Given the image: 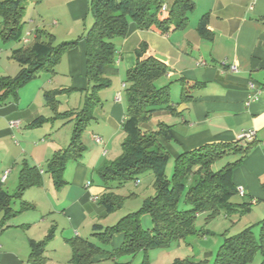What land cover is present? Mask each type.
I'll use <instances>...</instances> for the list:
<instances>
[{"label": "trees", "instance_id": "16d2710c", "mask_svg": "<svg viewBox=\"0 0 264 264\" xmlns=\"http://www.w3.org/2000/svg\"><path fill=\"white\" fill-rule=\"evenodd\" d=\"M164 0H90L93 23L83 36L86 55V96L83 108L75 114L71 139L68 145L57 149L47 159L45 171L50 174L55 186L63 183L62 171L69 160H78L86 147L82 141V131L90 119H94L92 108L100 103L96 92L107 88L110 79L103 73V68L115 62L117 40L123 39L128 25L133 22L137 28L158 29L165 33L187 24V14L194 8L193 0H174L165 10ZM23 0L0 1V37L6 41L20 42V31L24 21ZM165 14L162 15V13ZM161 14V15H160ZM198 31L205 34L206 17H202ZM19 35V36H18ZM78 39L53 45L54 38L44 30H37L35 41L19 45L11 50L10 57L20 69L15 76H0V104L8 98H15L18 89L35 78L41 71L54 72L64 51L72 48ZM134 64L126 70V112L122 122L124 137L120 143V154L113 161L104 162L99 170L104 185V192L98 198L106 213L117 209L124 198L113 192L126 181L137 179L141 173L151 170L154 174V194L147 197L137 211L122 216L115 224L102 227L94 225L90 237L74 236L67 239L71 248L73 264H89L94 256H104L114 264H150L146 252L153 247H164L173 240L184 239L194 234V220L199 213L206 218H213L224 212L229 214L237 208L246 207L247 202L234 203L230 198L236 193L232 182V171L241 163L254 144L253 140L245 145L236 142L205 144L198 148L183 151L174 158L172 178L164 173V166L170 158L159 137H170V127L163 120H157L154 129L142 127L156 111L175 112V105L169 97V83L156 86L155 81L164 76L166 64L148 51V45L142 41L134 49ZM181 84L179 101L188 100L187 83L183 79L174 80ZM171 83V82H170ZM264 87V82H262ZM47 97V94H45ZM53 110L56 108L52 106ZM46 118L39 117L31 124L41 125ZM237 154L239 158L228 162L218 170L212 169V163L221 156ZM41 174L35 165L27 162L19 171L18 185L14 194L0 188V227H7V222L17 213L33 205L20 200V208L11 206L13 197L21 198L24 190L38 185ZM138 181V180H137ZM183 198L190 204L188 209H179L178 203ZM149 214L152 228L143 229L140 215ZM262 242L256 241L249 229L224 238L213 264H246L259 250L264 264V218L260 220ZM54 230V229H53ZM122 234V243L115 248H108L112 236ZM46 236L40 241H30L29 261L42 263V253L46 245ZM143 252L142 259L120 260L124 255L134 256ZM1 264V263H0ZM171 264H208L205 259L175 258Z\"/></svg>", "mask_w": 264, "mask_h": 264}, {"label": "crops", "instance_id": "0c3cea01", "mask_svg": "<svg viewBox=\"0 0 264 264\" xmlns=\"http://www.w3.org/2000/svg\"><path fill=\"white\" fill-rule=\"evenodd\" d=\"M193 1L195 6L192 11L188 12L187 24L184 27L162 33L156 28L142 30L137 28L133 22L129 23L126 36L118 42L115 62L103 68V73L109 77L111 86H109L111 88L109 91L106 88L102 89L105 103L100 102L92 108L94 119L100 121L95 131L92 132V137L95 134L99 135L102 143H96L95 140L92 143L86 142V149L82 156L78 160L66 162L62 171L63 183L61 185L55 186L50 174L42 168V163L46 166L47 159L57 150V144L47 138L40 139L39 142L36 138L28 139L29 131L23 129L21 123L25 120L27 127H37L39 125L31 123L44 116H41L37 112L38 109H33L34 107L30 104L21 106L18 102V92L15 98L10 97L0 104V150L2 143H7L6 155H12L8 162L1 163V168L5 169L0 174V188L4 189L3 186L9 180L8 174L4 180L1 179L3 173L13 172V167H9L11 163L20 157L26 159L25 161L29 158L33 162L31 165L39 169L41 181L38 185L26 188L25 192H30L33 187H36V191L33 192H37L40 207V219L37 222L45 223L48 221L47 214L52 213L53 218L50 225L53 229L61 226L63 234L68 235L64 241L67 246L65 252L69 256L70 264H73L71 262L72 252L67 239L74 236L82 237L83 230L85 231L87 227L93 229L96 224L104 227L103 224L95 221H100L107 214L105 207L98 202V198L105 190L104 185L102 181L99 185L94 182L89 183L88 174L90 169H95L100 166V163L105 162L106 159L100 160L106 158L109 153L106 148L107 144L115 138L123 139L124 137L121 125L125 118L126 102L121 96V91L123 89L125 91L126 84L124 82L117 84L114 78L119 76L123 69L127 70L134 64V49L142 41L147 43L149 53L166 64L168 68L164 75L166 79L173 77H176L175 80L183 79L187 83L188 93L192 96L176 104L179 101L178 96L176 100H172L175 112L163 111L161 113L163 116L161 120L171 125L170 137H159L169 156L175 158L183 151H189L205 144L236 142L243 130L253 129L255 131L254 144L241 163L232 171V182L236 187L234 195L237 198L233 195L230 200L234 203L264 202V87L262 86L264 82V0ZM63 3L73 24L80 21L90 10V0H63ZM163 5L166 6L165 10L169 7L165 3ZM194 10L199 11L190 21L188 15ZM204 16L208 31L201 34L198 31V25ZM53 24L57 22L53 21ZM63 27L61 31L68 30L70 33L73 30L71 23H66ZM37 30L52 34L54 43L57 32L60 31L55 25L49 30L50 32L36 26L33 30L22 32L21 43L16 42L18 44L9 48H3V43L13 41L4 42L0 37V76L12 77L19 71L16 63L14 65L11 61H15L10 57L11 50L21 44L30 43L32 38H36ZM28 32L31 36L28 42H24ZM79 35L83 37L84 32ZM75 39L65 38L61 42ZM220 47L225 49L218 50V52L213 51L214 48L219 49ZM84 57L85 42L81 40L78 47L70 48L63 53L59 62L60 65L65 60L66 78L72 80V83L79 81L82 87L88 85ZM223 61L226 64H222ZM230 64H235L236 70H231ZM57 66L54 67L53 73H47L43 85H54L53 81H56L59 74V66ZM123 84L124 88H122ZM60 85L61 82H58L56 86ZM53 88L56 87L51 89ZM118 92L120 93L119 101L115 99ZM12 120L19 121L18 127L10 126L9 123ZM15 137H20L22 140L14 142ZM238 143L245 145L246 141L240 140ZM104 149H106L105 154H103ZM17 181V177H14L11 184L15 185ZM239 187H242V194L238 191ZM50 193L54 197L51 198ZM28 202H32L35 207L38 206L34 200ZM11 219L7 222V227H0L1 231L21 225ZM89 220L91 225L87 222ZM120 235L121 239H118L120 243L118 244L117 241L113 244V248L122 243L123 235ZM31 240L34 239L27 241L29 251ZM4 246V250L0 246L1 264H23V259L18 252L7 245ZM175 258L179 257L171 256L170 252H158L156 258L153 260L148 258V260L150 264H171ZM45 262L31 261L32 264H45ZM89 264H114V261L106 255L94 256Z\"/></svg>", "mask_w": 264, "mask_h": 264}, {"label": "rangeland", "instance_id": "374dc122", "mask_svg": "<svg viewBox=\"0 0 264 264\" xmlns=\"http://www.w3.org/2000/svg\"><path fill=\"white\" fill-rule=\"evenodd\" d=\"M173 1L174 0H164V3L170 6ZM23 6L25 7L22 17V21H24V26L22 27V30L19 34H22V32L28 30H33L36 26H38L39 29H46L48 32H50L49 30L53 29L55 25L60 31L59 33L57 32L56 40L53 45H56L57 43L61 42L62 39L71 37L78 39L77 43L73 46L78 47L79 42L83 40L82 35L79 34H81V32H84L85 34V32L90 26V23H93V14L91 13V10H88L86 14L80 19V21L73 24L67 14L66 6L64 5L63 0H50V2L48 0H23ZM198 11L199 10H194L188 15L190 21L193 20V16L196 15ZM163 14H165V12H163L162 15ZM53 21H56L57 24H53ZM66 23H71V25H73V30L70 33H68V30L61 31L63 30L62 28H64L63 26ZM85 28L87 29L85 30ZM79 36L82 38H80ZM31 41L33 42L35 41V39L32 38ZM118 42L119 40H117V45ZM16 44L18 43L14 41L9 43H3V48H9L15 46ZM224 49L222 47H220L219 49L214 48L213 51L218 52V50ZM66 51H64L63 53H65ZM11 61L12 63H14V65L16 63L19 70L20 66L18 65V63L13 60ZM84 64H86V55L84 57ZM57 65L59 66V74L56 78V81H53L54 85H43V81L44 79H46L45 77L47 76V73L50 74V72L42 71L38 74V76L22 85L17 92L19 94L18 102L21 106H26L27 104H30L34 107L33 109H38L37 112L41 116H44L43 118L47 119L41 125L31 128L26 126L27 123L25 120L21 121L23 129H28L27 131H29L28 139L36 138L37 142H39L40 139H52L51 142H55L57 144L56 148L62 149L68 145L71 139L73 123L75 120V114L71 112H77L83 108L85 104V89L87 85L82 87L79 81H76V83H72V80L66 78L65 60H63L60 65L59 63ZM125 71L126 70L123 69L120 75L114 78L117 84H120L121 82L127 84L125 81ZM17 73H14V76ZM175 78L176 77L166 79L165 76H162L157 81H155V84L158 87L169 83V97L171 101L176 100V98L180 94L181 89V84L177 81L175 82ZM58 82H61V85L59 87L56 86L58 85ZM109 86L106 88L107 91L111 89V86ZM52 87L56 88L51 89ZM100 90L101 92H98ZM100 90H98L95 94L99 98L101 103H105L103 90ZM121 92V96L122 98L124 97V100L126 102L124 89ZM45 94H47V97L45 96ZM53 105L56 106L54 110L52 107ZM162 112L163 111L161 110L154 112L153 116H151L148 121L142 124V127L147 129H154L157 120L163 118V116H161ZM99 122V120L90 119L85 128L83 129L82 141L85 146L87 145L86 142L92 143V141L94 140L92 137V132L95 131L96 125ZM21 140L22 139L20 137L13 138L14 142H20ZM121 140L122 139L120 138H115L111 141L110 144H107L106 148L109 153L106 158L101 159L100 161L105 159L106 162L115 160L121 152ZM7 150L8 144L3 142L0 150V174L5 169L1 168V163H3L4 161L8 162L9 158L12 156L10 154L6 155ZM237 157V154H227L221 156L212 163V169L218 170L226 163L233 162L234 160H236ZM22 158L20 157L17 161L9 165V167H13V172L10 174L7 173L9 175V180L3 186L4 189H6L7 192L12 195L16 191L18 181L15 185H12L11 180L14 179V177H17L18 180V172L24 162H27L30 165L31 163L33 164V162H31L29 158L27 159L30 162L25 161L26 159ZM101 164L102 163H100V166L96 167L95 169L89 170V183L94 182L98 185L101 184L102 178L99 174ZM42 168H45V163H42ZM173 170L174 158L170 157L164 166V173L168 178H172L174 172ZM45 175L47 177H50L48 174ZM153 180V172L151 170H147L138 175L137 179L128 180L120 187L115 188L113 192L117 195H121L124 197L121 200L120 206L112 212L107 213L104 217H102L100 221H95L103 224L104 227L111 226L127 213L139 210V208L143 205L144 200L154 194ZM32 189L33 190H30V192H25V189V194L23 192L20 199L13 197L11 201V206L15 210L20 208V200H24L26 202L34 200L37 202L38 206H32L27 209H24L23 212H19V214H17L14 218L11 219L13 222H18V224L21 225L17 227H10L2 231L0 230V246H2V250L5 249L4 245H7L9 248H13L16 252H18V254H20V257L23 259V264H32L31 261H29L28 259L29 247L27 241L29 239L40 241L46 236L51 235L47 239L44 251L42 253L44 261H46L45 264H70L68 262L69 256L66 255L65 252L67 246L64 241V238L68 235L63 234V231H61V226L53 230L52 225H50L52 224V213L47 214L48 221H46L45 223L42 224L37 222V220L40 219V207L39 201H37V192H33L36 191V187H33ZM49 195L52 198L53 194L50 193ZM42 198L45 201L43 195ZM234 198H237L236 195H234ZM247 203L248 204L246 207L237 208L235 211L232 210L229 212L228 215L224 212H221L215 217L209 219L206 218L205 213H199L194 220V228L197 230L196 233L188 235L184 239L173 240L164 247H153L146 252L147 257L153 260V258H156L158 252H170L171 256H177L179 258H194L196 260L205 259L208 264H213L216 257V253L219 250L220 244L224 241V238L236 235L244 229L251 230L254 234L256 241L261 243L262 237L260 235V220L264 218V202L253 204L249 202ZM30 204L34 205L32 202ZM190 206V204L184 202L183 198H181L178 203V208L180 210L188 209L190 208ZM1 218L2 214H0V221ZM87 222L91 225L90 220ZM140 225L143 229L152 228L153 224L151 216L149 214L142 213L140 215ZM82 232V237H90V234L94 231L90 227L89 229L87 227V229H85V231L83 230ZM118 239H121L120 234L113 235L111 239L112 242H110L107 247L112 248L114 246L113 244H115ZM119 243L120 242L118 241V244ZM142 255L143 254L140 251L134 256L124 255L119 259L121 261L131 259L133 263H137L139 262V260H141ZM261 259L262 254L259 250H257L253 254L251 260L248 261L246 264H259L261 262Z\"/></svg>", "mask_w": 264, "mask_h": 264}, {"label": "built area", "instance_id": "2783aa9c", "mask_svg": "<svg viewBox=\"0 0 264 264\" xmlns=\"http://www.w3.org/2000/svg\"><path fill=\"white\" fill-rule=\"evenodd\" d=\"M162 8L165 9L166 6L163 5ZM30 36H31V33L28 32V33L26 34V38L24 39V42H28V39H29ZM222 64H226V62L223 61ZM229 68H230L231 70H236L237 66H236L235 64H230V65H229ZM124 86H125V85L123 84V85H122V88H124ZM115 99H116L117 101L120 100V93H119V92H118L117 95L115 96ZM9 124H10V126H16V127H18V125H19V121H18V120H12V121H10ZM93 138H94V140H95L96 143H99V144L102 143V138H101L99 135L95 134V135H93ZM254 138H255V131H254L253 129L243 130V131L240 133V135H239V139H240V140H243V141H246V142L252 141V140H254ZM105 153H106V149L103 150V154H105ZM7 173H8V171H5V172L3 173L2 177H1L2 180H4V179L6 178ZM238 191H239L240 194H242V187H239V188H238Z\"/></svg>", "mask_w": 264, "mask_h": 264}]
</instances>
